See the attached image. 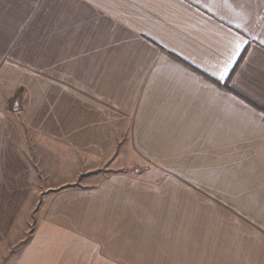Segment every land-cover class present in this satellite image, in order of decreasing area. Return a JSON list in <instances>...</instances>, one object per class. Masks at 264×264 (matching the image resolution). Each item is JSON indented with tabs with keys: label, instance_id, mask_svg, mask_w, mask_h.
<instances>
[{
	"label": "crops",
	"instance_id": "crops-1",
	"mask_svg": "<svg viewBox=\"0 0 264 264\" xmlns=\"http://www.w3.org/2000/svg\"><path fill=\"white\" fill-rule=\"evenodd\" d=\"M28 130L115 170L52 186L29 244ZM40 257L264 264V0H0V264Z\"/></svg>",
	"mask_w": 264,
	"mask_h": 264
},
{
	"label": "rangeland",
	"instance_id": "rangeland-1",
	"mask_svg": "<svg viewBox=\"0 0 264 264\" xmlns=\"http://www.w3.org/2000/svg\"><path fill=\"white\" fill-rule=\"evenodd\" d=\"M27 136H28V152L31 157V159L28 157V164L32 169V174L30 176L32 190L28 191V203L26 208V213H27L26 243L29 244L36 232L37 227L40 225V223L42 224V218L40 216L42 211H44L45 207L49 204V202L51 201L53 202L54 200H56L57 195L60 193V189L57 188L52 189L53 187L57 185L71 184V183H75L78 186L80 185L82 186L86 184H95L100 182L103 178H105V176L101 174L102 172L105 171L108 173L111 171V169H108L109 167H107L106 163L104 165L103 161L100 162L86 158L83 159V162L90 163L91 165L90 172L88 174H83V175H78V174L70 175L69 173H65V172L70 171L69 164L72 163V160L66 161V160L56 159L52 163L49 160H43V159L38 160L35 157L33 134L30 133L29 130ZM108 162L109 161H107V163ZM50 163L51 165H54V169L50 167ZM45 167L48 170H45ZM49 169H52L53 174L50 173L48 175L45 174L46 172H50ZM134 170H142V168L135 167ZM58 172H64V173L60 174ZM46 188H51V189H46ZM34 245H35L34 249L43 250L42 247L44 246V244L43 241H41V239L40 240L38 239ZM76 251H78V249ZM10 257H12V255ZM9 261L10 260H8V262ZM27 264H50V263L45 258L40 257L38 260L29 261V263Z\"/></svg>",
	"mask_w": 264,
	"mask_h": 264
},
{
	"label": "snow or ice",
	"instance_id": "snow-or-ice-1",
	"mask_svg": "<svg viewBox=\"0 0 264 264\" xmlns=\"http://www.w3.org/2000/svg\"><path fill=\"white\" fill-rule=\"evenodd\" d=\"M240 47H241V45L238 44V45H237V52H236V55L239 54V48H240ZM234 60H235V56L232 57V60L229 61L228 66L225 67L224 72H223V73L221 74V76H220L221 79H223V77H224L225 75H227L228 68L231 67V64H232V62H234Z\"/></svg>",
	"mask_w": 264,
	"mask_h": 264
}]
</instances>
